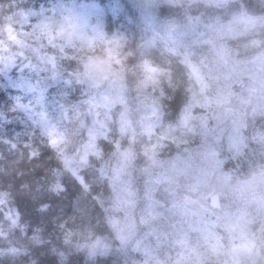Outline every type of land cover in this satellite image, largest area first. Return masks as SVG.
Wrapping results in <instances>:
<instances>
[{
	"label": "rangeland",
	"instance_id": "374dc122",
	"mask_svg": "<svg viewBox=\"0 0 264 264\" xmlns=\"http://www.w3.org/2000/svg\"><path fill=\"white\" fill-rule=\"evenodd\" d=\"M123 3L118 43L101 30L80 51L81 102L32 136L0 134V174L5 155L49 149L43 188L61 194L70 174L98 183L109 229L80 235L63 217L29 239L0 177V258L36 239L63 264H264V0Z\"/></svg>",
	"mask_w": 264,
	"mask_h": 264
},
{
	"label": "snow or ice",
	"instance_id": "6c2138e0",
	"mask_svg": "<svg viewBox=\"0 0 264 264\" xmlns=\"http://www.w3.org/2000/svg\"><path fill=\"white\" fill-rule=\"evenodd\" d=\"M0 7V134L15 142L39 132L51 109L81 102L76 96L80 51L101 30L111 31L109 42L118 43L127 5L10 0Z\"/></svg>",
	"mask_w": 264,
	"mask_h": 264
},
{
	"label": "trees",
	"instance_id": "16d2710c",
	"mask_svg": "<svg viewBox=\"0 0 264 264\" xmlns=\"http://www.w3.org/2000/svg\"><path fill=\"white\" fill-rule=\"evenodd\" d=\"M171 58L175 66L186 70L177 58L173 56ZM175 72L180 74L178 70ZM175 98L179 99V95H175ZM5 157L7 173L0 174L1 181L7 185L20 220L30 231L27 235L29 239L31 238L29 233L34 232L35 229L41 232L44 238H50L56 222L61 221L63 217L78 227L80 235L89 234L88 231L108 228L104 210L94 197L96 194L94 192L99 188L98 183H93L92 191H86L84 186L70 174L63 179L65 190L61 194H49L43 188L56 169L55 165L57 166V159L49 149H41L31 159L29 155L20 153H11ZM2 169L3 167H0V173ZM46 201L50 202L51 208L42 212L41 205ZM21 242L22 245H26L22 246L27 250H23L26 254H9L6 259L0 258V264H63L54 244L41 243L36 239L31 243L27 239H22ZM64 264L86 263L84 255H74L66 259Z\"/></svg>",
	"mask_w": 264,
	"mask_h": 264
}]
</instances>
